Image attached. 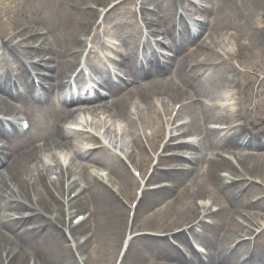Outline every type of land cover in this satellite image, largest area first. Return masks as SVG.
Segmentation results:
<instances>
[{"label": "bare ground", "instance_id": "obj_1", "mask_svg": "<svg viewBox=\"0 0 264 264\" xmlns=\"http://www.w3.org/2000/svg\"><path fill=\"white\" fill-rule=\"evenodd\" d=\"M152 3L155 6L153 11L144 12L147 29L151 30L153 36L163 35L169 39V46L171 44L170 12L176 3L186 6L190 13H198L202 17V20L195 24L198 32L191 36L187 32L186 25H181L183 39L181 46L175 48L176 44H171L173 56L170 59L177 64L174 69H170L171 72L166 77L168 94L166 97L175 100L183 97L179 111L189 117L186 130H196L201 123H207L209 120L220 118L232 120L236 116L235 111L228 104L219 103L227 99L230 94L227 91L233 92L231 80L236 76L228 52L230 47L227 45L234 44L233 50L238 54H244L248 64L256 58L264 62V0H199L198 8L188 0H153ZM71 4L73 0L64 3L62 1L60 4L59 9L66 18L64 25L59 20L52 26L53 23L49 21L52 32L48 33L49 38L51 37L50 41L47 37L38 36L42 46L36 53L42 56L47 53L49 59L53 56H50L53 54V47L58 49L56 57L53 58L55 62L52 72L59 76L68 71L76 58L74 55L64 56L60 49L65 50L69 46L79 48L80 31L93 12V10L74 11L71 9ZM6 16L21 21L14 16L11 9L7 13L4 8H0L2 32L5 29ZM60 24L63 27L72 26L68 30L69 33H60L61 26L56 27ZM202 31L207 33L197 40L199 32ZM127 32L124 34L119 27L114 31L122 41L123 47V54L117 57L116 63L125 69L131 81L119 83L117 86L106 82L110 89L108 101L78 100L73 103L70 99H65V104L60 108L51 101L44 109L45 119L29 115L31 118L28 120L33 125L26 131L28 135L7 133L0 123L2 150L0 153V249L11 254L5 264H77L58 227L59 225L62 228L64 225L62 207L46 188L42 175V170L51 174L54 188L60 191L63 179L61 162L65 163L67 177L74 175L71 188H78V193L70 200V210L84 205L90 210L86 220L69 227L72 234L83 232L87 230L86 228L93 231V236L88 238L83 246L77 245V249L75 248L82 253H80L81 262L108 264L111 254L120 242L122 226L125 225L126 208L113 191L110 192L106 187L101 176L106 172L110 181L118 184L124 194L129 193L130 186L135 180L129 176L123 162L104 147L95 146L89 149L87 145L90 142L96 145L95 138L87 134H81L79 138L75 137V134L65 127L64 122L70 119L75 121L77 111H89L97 119L99 114L105 113L114 121L113 130L122 129L124 139L131 148L127 156L125 155L126 158L128 160L131 158L132 162L140 167L148 160L146 151L133 130L134 123L132 119L130 120L128 107L132 106L138 110L144 126L150 129L148 141L155 144L161 130V122L157 121L158 114L155 107L150 105L149 97L160 91L155 85V81H158V73L153 60L148 59V56L150 69L147 74L137 71L132 66V58L129 55L133 49V33ZM240 40L243 42L240 43ZM187 43L192 44L190 51L184 56L185 58H178L177 52ZM2 44L3 47L6 46V43ZM218 51H222L223 54L220 55ZM223 55L225 58L220 61ZM168 60L169 58H166V63ZM186 60L205 62L204 64L213 60L219 62L211 64L208 69L211 70L209 76L206 77L203 72L197 77L196 71L189 76L180 70V65L182 66ZM14 64L16 70H19L24 77V67L17 60ZM185 87L197 97L195 102L189 100V92ZM3 94L8 97L2 98ZM27 101V109L33 108L31 100L27 99ZM23 102L22 97L14 98L6 86L0 85L1 111L7 112L8 115L13 114L15 108L21 107ZM162 102L164 107H167L168 102L165 100ZM52 109L54 112L57 110L60 112L59 120L54 118ZM40 122H44V125ZM94 122L97 124L98 120ZM34 137L42 142L41 146L32 145L31 139ZM187 146V149L193 151L192 154L183 157L179 155L184 153L183 148L178 147L175 148L176 154H173L170 161L159 160L166 162L165 164L172 162L178 166L162 172L155 169L152 179H170L172 183L169 187L163 186L155 191L143 192L136 214L147 211L162 198L172 197L168 209L154 214L143 224L155 232L169 231L185 224V221L191 218H196L200 211L195 203V197L204 200V193H208L210 203L216 205L217 209L202 217L195 227H191L188 231L202 238L201 242L206 248L208 247L210 256L202 261L194 254L190 260H184L180 251L171 246L166 237L140 235L131 245L126 264H146L148 258L145 253L149 254L150 259H165L170 263L178 264H264V245L260 243L254 244L247 257H242V251L248 248L249 242V239L245 240L244 237L251 234L252 227L256 224H264V199L253 205L247 201L248 196L260 191V188L249 179L243 178L245 174L252 172L254 178L264 183V137L261 140L245 139L243 129L234 126L226 133L209 130L201 142ZM165 148L167 150L169 146L166 145ZM229 148L237 150L236 152L254 150L257 155L253 159L239 162L220 153V151H230ZM64 150L69 154L62 157L61 153ZM46 153L51 162L46 159ZM200 163L205 164L207 169L203 177L198 179L192 176L191 172L193 167ZM222 171L227 175L223 176ZM28 179L32 184L38 208L32 206L29 201L27 204L22 201L29 198L26 189ZM238 184L244 185L240 194L237 193ZM179 187L181 190L178 191ZM193 188L198 189L192 191ZM120 191L117 192L121 193ZM201 203L205 204L203 201ZM38 209L44 210L48 217H42ZM14 214H21V217L16 219ZM204 219H209L210 223H204ZM174 236L188 249L190 248L183 232H178ZM238 238L242 239L232 244ZM0 264H4L1 252Z\"/></svg>", "mask_w": 264, "mask_h": 264}, {"label": "rangeland", "instance_id": "obj_2", "mask_svg": "<svg viewBox=\"0 0 264 264\" xmlns=\"http://www.w3.org/2000/svg\"><path fill=\"white\" fill-rule=\"evenodd\" d=\"M64 1H68V0H43V6L41 8V12H42V15H44L43 17V20H40L38 21H35L34 20V23L30 24L32 25L31 28L29 27H26V28H23L21 31L17 32L18 34H22V33H28L30 32L31 30L33 31H40L39 28L40 27H45V30L49 33H52L51 30H50V25L49 24V21H51L52 26L55 25V23H57V21H61V17H63V11L61 9H59L60 7V4L61 2ZM103 0H73V4L72 5H79L83 2H88V3H101ZM45 13V14H44ZM65 23H63L64 25ZM61 26L60 28V33H69L68 30H70V28L72 26L68 25L67 27H63L62 24L56 26V27H59ZM54 28V27H51V29ZM66 29V30H65ZM62 30V31H61ZM216 121V120H215ZM81 209H79L78 211H80ZM264 240V239H263Z\"/></svg>", "mask_w": 264, "mask_h": 264}]
</instances>
